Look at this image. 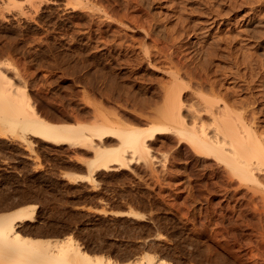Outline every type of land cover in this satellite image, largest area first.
<instances>
[{"label":"rangeland","instance_id":"374dc122","mask_svg":"<svg viewBox=\"0 0 264 264\" xmlns=\"http://www.w3.org/2000/svg\"><path fill=\"white\" fill-rule=\"evenodd\" d=\"M8 1L0 0V65L12 87L19 91L22 87L29 104L37 103L36 109L45 119L61 122L59 112L64 109L66 115L72 110L69 117L81 112L88 123L99 107L96 104H103V111L121 115L123 109L125 117L129 111V118L139 117L140 123L136 118L130 124L150 126L139 115L149 107L124 100L109 103L106 96L99 97L90 89L89 82L97 79L92 82L100 87L124 83V89L132 91L135 84L139 88L141 76H145L143 80L151 76L165 80L162 74L169 69L160 63L162 57L153 41L160 36L159 45L171 50L175 58L185 56L183 60L196 65L202 81L214 79L219 94L228 92V101L236 100L234 109L250 118L264 137V0H153L151 7H141L140 0H92L104 12L82 8L76 0L71 2L73 7L66 0ZM88 11L97 12L95 20L108 22L101 28L114 37L107 33L106 39L111 38L107 41L104 34L99 40L105 41L100 42L98 35L94 41L88 35V40L79 17ZM105 11L110 18L104 16ZM116 11L120 14L115 16ZM155 24L156 30L164 28V36L160 31L159 36L148 35L146 30ZM142 46L156 53V66L145 59L142 64L137 62L144 53ZM203 50L211 51L210 55L205 56ZM140 65L139 71L132 72ZM60 104L63 109L57 106ZM20 132L0 130V212L35 205V221L17 227L22 234L49 239L71 235L83 249L120 262L148 253L152 255L150 264H264V169L254 171L257 180L243 178L225 162L197 152L190 140L169 133L149 140V152L136 156L129 166L99 169L93 178L80 179L77 175L86 173V161L92 156L90 147L52 143L28 132L29 142L24 144Z\"/></svg>","mask_w":264,"mask_h":264},{"label":"bare ground","instance_id":"6f19581e","mask_svg":"<svg viewBox=\"0 0 264 264\" xmlns=\"http://www.w3.org/2000/svg\"><path fill=\"white\" fill-rule=\"evenodd\" d=\"M121 1L123 3V0H121ZM138 1H136V2L138 3ZM140 1H139V4L141 5V7H143L145 4L146 5L144 7H149L148 5H150V3L153 0H140ZM8 2H10V1H8ZM66 2L71 3L72 0L71 1L66 0ZM125 2H127V1L125 0ZM76 3L78 5L81 4L83 6L82 8L86 7V9H90V10L103 11V9L100 6H97V4L95 2H93L92 0H76ZM119 5L121 7L123 6L122 4H120V1H119ZM232 5H234V4H232ZM73 6H74V4H72V7ZM104 6H105V4H104ZM33 7H34V5H33ZM150 7H151V5H150ZM230 7H232V6L230 5ZM138 8H140V7H138ZM2 9H3V7L1 8V11H2ZM113 9H115V8L113 7ZM34 10H35V8H34ZM71 10H72V8H71ZM76 10L77 9H75V11ZM132 10H134V9H132ZM106 11L104 13V16L106 18H110L111 15L107 14ZM111 11L113 12L115 10H111ZM120 11H121V9H120ZM75 13L77 14V12H75ZM210 13H212V12H210ZM96 14H97V12L95 13L92 11L79 13V17L83 19V20H81L82 21L81 26L82 27L84 26L83 28L86 29L84 31L83 35L86 36V38L89 35L88 38L91 37V41H92L93 37L96 38L97 35H98V40H99V38H101V36L104 37V34H105V36L108 34L111 36L113 35V34L108 33L109 30H108V32H106L107 31L106 28H101L102 25H104L108 22L104 23V21H100V19H98L99 21L95 20V18L97 16ZM116 14L117 15L120 14L119 11L115 12V16H116ZM212 14H214V12ZM16 15H17V13H16ZM40 15H41V13H40ZM121 15L118 16L119 20L121 19ZM124 15H122V17ZM75 17H73V18L75 19ZM77 17H78V15H77ZM77 17H76V19H77ZM115 18H117V17H115ZM183 18L184 17H182V15H181L180 19H183ZM122 19H124V18H122ZM71 21H70V23H71ZM81 21H80V23H81ZM106 21H109V20H106ZM72 23H73V21H72ZM77 23H79V22H77ZM80 23H79V25H80ZM68 25H69V23H68ZM106 25H108V24H106ZM93 26H97L96 29L98 28V30H101V31L100 32L97 31L95 28H93ZM183 26H185V25H183ZM152 27H153V25H152ZM152 27L149 30H146L148 35L150 32H151V34L156 33V35H158V36H159V33H161V37L164 36V34H166L163 31L164 28L162 30H159V29L156 30V28H158L157 24H155L154 28H152ZM179 27H180V25H179ZM179 27H178V29H179ZM102 29H105L106 31L102 30ZM95 30L99 33L96 34ZM166 30H167V28H166ZM158 31H160V32L157 33ZM172 36H174V35H172ZM108 37L110 38V36H108ZM113 37H114V35H113ZM72 38H73V36H72ZM106 38H107V36L104 37V39H106ZM157 38L160 39V36L155 37V39L153 41H154V44L156 45L155 48H157L158 55H160L162 57L160 63H162V64L165 63L167 65L166 68L168 67V69H169L167 74H162L163 77H166L165 80H162L161 78L160 79L157 78L159 76H157L156 79L155 78L153 79L151 76V77H149V79L152 78L154 82L152 81L153 83H150L149 79L143 80V79H145L144 78L145 76L144 77L141 76V79H139V80H141L140 82L136 80L138 82V87H139L138 89L136 88L137 84L133 83L136 85L135 86L136 89L134 88V90H132V91H136V92L130 91L128 89L129 87H126L125 89H127V90H125L124 87L127 84H125L123 86L122 84H124V83H122V84L120 83L121 85H119V84L116 85V83L113 84L112 82H110L112 86L108 85V84H110L109 82L106 83V80L108 77L105 78L106 80L104 79L106 85L109 86V87L107 86L108 88L105 86L100 87L99 84H97V82L96 83L92 82L95 79L92 81L90 80L91 82H89L90 89L94 93H96L98 96L99 95L100 96L103 95V97L106 96L104 98V99H106L105 101H108V102L111 101V102L115 103L114 100H118L119 102H121L120 100H124L125 102H127L131 105L142 104V105L149 107V109L145 113H144V111H141L142 113L139 112L140 113L139 115H141V117L143 116L142 119L144 118V119L149 120L151 122L150 126L148 125L146 128H144V127L141 128V126L140 127L137 126V124H136L137 122L136 123L134 122L136 125L135 124L133 125L132 122L130 124V123H128V122H130V120L134 121L137 118L136 119V121H137L139 119V117L134 116V117H136L135 119L129 118V116H131V114H132L130 111L127 115L128 117H125L126 115L123 114V109L120 106H119L120 109H122L121 115H118L119 113L110 112L109 110H106V109L103 111V109H102L103 104L102 105L100 104L101 106L99 104H96L99 107H101L100 109H98L99 107L98 108L93 107V111L95 109H96V111H94L93 116L91 117V120L88 123H86V121L83 120L84 119L83 114L79 111L74 112V114H72V116L69 117V115L71 114L70 112L72 111L71 110L69 112L70 114L68 113V115H66L65 112H63L64 109L60 107L62 104L57 105L61 109H63V111H61L59 109L60 110V112H59L60 117L59 118H62V121H63V119L67 118L71 122L68 120H67L68 122H65V121L60 122V119L58 120V122L57 121H55V122L49 121V120L45 119L44 117H42V115L39 114V112L36 109L37 103L35 104L36 106L34 105L35 107L33 105H30L31 103L29 104V100L27 99L28 95L25 94V90L22 89V87H21V91L13 88L14 86H13V83H12L10 77H8L5 74L2 66L0 65V128H2L3 130H4V128H6V130L10 129L11 131H14V132L16 131V129H19L21 131L20 132L21 135L19 137L24 144H28V142H29L28 137H27V132L34 135V136H39V137L43 138L45 141L52 142V143L68 142L70 144H76V145L86 144L88 147H90L92 149V156L89 160L86 161V164H87L86 173L77 175V177L80 179H91V178H93L95 171L99 170V169H111L113 166H117V167L129 166V164L133 161V159H135L136 156L139 157L140 155L149 152V149L151 148V147L149 148V140L152 141V139L158 138L159 135H162V136L165 135V137H166V135H169V133H173V134H177L180 138H185V139L190 140V143L194 146L195 150L197 152L203 154L204 156H213V157H216L217 159L225 162L226 165L232 171L238 172L239 176H242L243 178H248L251 180H253V179L257 180L258 177H256L254 173L256 172V170L264 169V137L257 131L258 127H257V129L254 128V126L249 121L251 119L249 118V120H247L246 116H244L242 111H237L236 109H234V106L237 105L236 100L232 101V99H231L232 102H229L230 100H229L228 92L219 94V92L217 91L218 90L217 84H216V86L213 84V83H215L214 79L213 80L211 79L212 81H210L207 77V79L210 81L209 83H206V82H208L207 79L204 80L205 82L202 81V79H201L202 76L199 75V74H201L200 73L201 71L199 70L200 71V72L198 71L199 73L196 71L197 70V68L195 67L196 65L191 66V64L187 60H183L185 58V56L183 57L182 60L178 57L175 58L176 56H172V53L170 52L171 50H169V52H167L166 49L164 47H162V45H159L160 44L158 42L159 39L157 40ZM170 38H171V39H169L170 42L174 41V39H173L174 37L173 38L170 37ZM256 38H258V37H256ZM104 39H101L99 41L100 42L105 41ZM166 39L164 38L162 40H166ZM94 40L95 39H93V41ZM106 40L109 41L108 39H106ZM95 42H97V40ZM95 42L94 43L92 42V44H96ZM162 42H166V41H162ZM103 43H105V42H103ZM107 43L109 44L110 42H107ZM113 43H114V41H113ZM113 43H111V44H113ZM167 43H169V42H167ZM97 44L99 45V43H97ZM121 44H122V42H121ZM173 44H174V42L171 45H173ZM150 45H151V43H150ZM94 46L97 47V45H94ZM111 47H112V45H111ZM142 47H143L142 50L144 53L142 54L141 57L138 58L139 60L137 62L142 64V59H145L147 61V63L154 64L156 66L157 62H158L157 57H155L156 53L155 54H153V52L151 53V51H150L151 49L149 50L148 47H145V46H142ZM152 48H154V47H152ZM83 49H86V48H83ZM124 50H126V48H124ZM78 51H80V50H78ZM178 52H180V51H178ZM202 52L206 53L205 56L206 55L209 56L211 53V51L207 52L206 50L205 51L203 50ZM74 53H75V51H74ZM183 53H185V52H183ZM193 53H195V52H193ZM178 56H181V54ZM84 59H85V57H84ZM131 60H129V61H131ZM154 60H156L157 62ZM3 64H5V63H3ZM129 64H131V63H129ZM133 64L136 65L138 63H135V61H134ZM66 65H67V63H66ZM80 65H81V63H80ZM77 66H79V65L77 64ZM67 67H70V65ZM82 67H84V66H82ZM81 68H80V70H81ZM140 69H141V65L139 67L137 66L134 69H132V72H137ZM67 70H69V68ZM64 71L68 73V71H66V70H64ZM129 72H131V70ZM102 73H100V74H102ZM69 74H70V72H69ZM63 75H65V74H63ZM97 75L100 76L99 74H97ZM103 75H104V73H103ZM103 75L100 76V79H101V77H104ZM78 77H79V75H78ZM111 77L113 78V76H111ZM111 77H110V79L109 78L108 79L111 80ZM204 77H206V76H204ZM78 79H80V78H78ZM84 79H85V77H84ZM104 80L102 78L103 82H104ZM147 80H148V82L146 83ZM98 81H99V79H98ZM124 81H126V80H124ZM85 82H87V84H88V79H87V81L85 80ZM132 82H134V81H132ZM132 82L129 83L130 84L129 86H131ZM75 83H74V85H75ZM102 83H100V84H102ZM105 83H103V84H105ZM125 83H127V82H125ZM72 84H73V82H72ZM113 85H115V86H113ZM64 89H66V88H64ZM130 89H131V87H130ZM35 93H37V92H35ZM66 94H67V92H66ZM41 96H42V94H41ZM138 96H140V97H138ZM86 101L90 102L89 99H86ZM118 101H116V102H118ZM58 102H59V100H58ZM59 103H61V101ZM114 103H113V105H114ZM92 104H93V102L91 103V105ZM96 105H94V106H96ZM107 106H109V105H107ZM110 106H112V105H110ZM114 106H113L112 111L115 110ZM122 106H124V105H122ZM238 106H241V105H238ZM62 107L67 108L66 106H62ZM73 107H74V104H73ZM73 107H71V108L73 109ZM117 110L118 109H116V112H117ZM68 111H69V109H68ZM133 111H135V109ZM122 114H123V116H122ZM125 114H127L126 111H125ZM245 115H247V114H245ZM248 116L250 117V115H248ZM149 121H147V122L143 121V122L149 123ZM141 122H142V120H141ZM138 123H140L139 120H138ZM2 129H0V130H2ZM35 219H36L35 205H31V204L25 205V206H19L18 208L14 209L13 211H10V212H8V211L5 213L0 212V264H150L151 263L152 255L148 254V253H145V257H142L140 259L120 262V261H117L115 259H112L109 256L103 255L101 253L98 254V253H94V252H89L87 249H83L82 246L77 242V240L75 238H73L71 235H68L64 239H58V238L49 239L46 237H35L32 235L22 234L21 231L17 228L19 225H21L22 222H24V221H35ZM200 252H202V251H200ZM161 264H166V262H162Z\"/></svg>","mask_w":264,"mask_h":264}]
</instances>
